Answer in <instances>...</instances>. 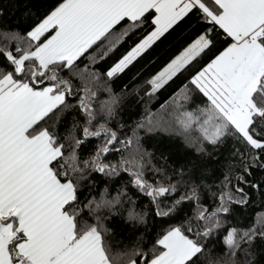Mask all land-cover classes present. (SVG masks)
<instances>
[{
	"label": "snow or ice",
	"instance_id": "snow-or-ice-1",
	"mask_svg": "<svg viewBox=\"0 0 264 264\" xmlns=\"http://www.w3.org/2000/svg\"><path fill=\"white\" fill-rule=\"evenodd\" d=\"M7 6L0 264H264V0Z\"/></svg>",
	"mask_w": 264,
	"mask_h": 264
},
{
	"label": "trees",
	"instance_id": "trees-1",
	"mask_svg": "<svg viewBox=\"0 0 264 264\" xmlns=\"http://www.w3.org/2000/svg\"><path fill=\"white\" fill-rule=\"evenodd\" d=\"M0 3H4L7 6V11H6V19L7 22L12 24L13 26H16L17 24L19 25V27L24 28L27 27L28 23H31V20H28L24 15V8H23V4L24 3H31L34 7L40 5L41 0H13V2L11 4H9V0H0ZM16 4H20V7H16ZM179 44L174 45V49L178 48ZM161 49H157V51L155 53L152 54L151 56V60H156L157 63H159L158 61V54L161 52ZM152 65L148 62V60H142L139 64H137L134 68L131 69V71L125 75L123 77L122 81H117V86H119V84H121L122 82H126L129 81L130 78L133 75H137L138 70L143 68V71L139 72V75H137V80H139L140 83H143V77L144 75H146L149 71L152 70ZM131 83H136V81H131ZM131 86V84H130ZM169 91H171V89H169ZM168 95L167 92H163L162 90V94L160 95V99L157 100L155 103L159 104L160 102L163 101V99ZM177 147H179V145H177ZM127 179V177H125V180ZM147 203V201L145 200V204ZM260 211H264V200H262L259 196L253 194L252 197V202L251 205L248 206L245 210L241 211V215L247 216L248 214H254V212H260Z\"/></svg>",
	"mask_w": 264,
	"mask_h": 264
}]
</instances>
